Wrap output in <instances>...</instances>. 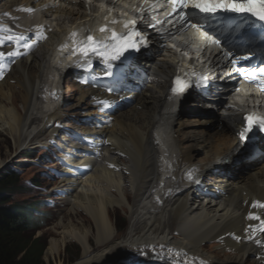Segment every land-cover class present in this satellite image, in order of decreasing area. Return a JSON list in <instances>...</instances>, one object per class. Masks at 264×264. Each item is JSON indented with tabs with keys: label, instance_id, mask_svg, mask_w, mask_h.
<instances>
[{
	"label": "bare ground",
	"instance_id": "bare-ground-1",
	"mask_svg": "<svg viewBox=\"0 0 264 264\" xmlns=\"http://www.w3.org/2000/svg\"><path fill=\"white\" fill-rule=\"evenodd\" d=\"M70 3L77 7L56 9L49 20L54 31L44 39L34 35L36 44L23 48L26 55L0 80V134L10 136L14 145L13 151L0 160V169L23 146L48 133L67 131L57 121L67 120L68 116L60 104L54 107L49 95L53 87L59 85L61 89V80L68 85L65 92L58 90L60 96L76 92L77 108L86 110L88 117L101 111V115L106 114L102 117L113 119L110 126L103 123L93 131L83 130L89 140V146L82 150L85 163L73 167H81L77 169L80 177L65 173L60 183L65 191L63 201L71 205L69 213L77 216L79 209L85 216L80 222L71 216L59 221V236L48 241L44 257H58L54 264H64L60 252L68 241L76 240L81 254L72 264H184L186 260L190 264H264V246L254 242H264V232L257 228L249 240L253 228L246 227L247 223L257 226V220L247 218L251 211L264 219V208L253 207V201L264 203V158L246 162L236 154L239 122L225 105V94L214 86L208 94L186 92L169 101L170 75L164 72L153 78L151 74L152 87L141 95L126 96L123 107L127 104L128 110L114 112L121 104L96 87L90 73L69 62L57 64L53 58L58 40L89 22L91 11H98L95 6H85L82 0ZM20 5L37 3L8 0L3 11L12 13ZM156 49L154 46L143 55L148 62L159 63L153 71L163 68V62L154 57ZM92 61L99 65L97 57ZM115 69L121 77V67ZM73 76L83 81L76 88L69 84ZM51 83L57 85L47 89ZM105 83L98 82L100 86ZM99 100L112 101L113 110H104L96 102ZM190 103L199 106L201 116H182ZM35 121L42 123L40 128ZM164 165L168 171L159 174ZM189 174L194 179H188ZM117 175L122 183L126 175L136 178L133 195L127 188L130 183L120 187ZM209 179L215 183L203 189L201 184H210ZM123 200L131 210V221L124 236L117 239L119 228L113 225L111 212L115 207H124ZM205 243L220 249L208 252Z\"/></svg>",
	"mask_w": 264,
	"mask_h": 264
},
{
	"label": "snow or ice",
	"instance_id": "snow-or-ice-1",
	"mask_svg": "<svg viewBox=\"0 0 264 264\" xmlns=\"http://www.w3.org/2000/svg\"><path fill=\"white\" fill-rule=\"evenodd\" d=\"M257 2L261 3V7L264 8V0H140V7H136V4L133 3L132 8L135 12L140 13L141 16L144 13L152 15L157 9H166L161 19L157 20L153 15L154 23L150 24L149 27L156 28L157 25H160L161 27L157 30L162 32V25L166 19L167 23L173 27L179 25V31L181 32L187 29L194 30V34L198 35L202 45H207L209 50L212 47L217 49V56L221 62H228L234 73L242 76L249 82L257 83L260 90L264 91V59L259 64L249 63L248 65H242L241 61H251L254 54H247L250 51L247 49L244 50V54H237L233 45L224 44L222 46L221 39H218L216 36V33L220 35L224 34V28L221 27L223 20L229 22L233 33L239 32L245 26L251 27L256 24L264 28V11L258 13L254 10ZM22 10L29 13L33 11L30 7ZM111 16V9H109L108 13L103 17L106 22L105 26L99 28V32L102 34L111 33V35H105L103 39L89 34L85 39L77 40V33L75 31L70 33V37L72 38V55L76 56L79 53V58L73 61L75 66L91 69L93 66L91 57L95 56L105 65L103 75L110 76L112 75L111 68L114 61L121 60L125 56V53L130 50L138 51L141 46H147V40L140 34L136 20L123 18L118 20L114 17L110 19ZM234 17H240V19L237 20ZM109 23L113 25L119 23L122 27L117 31L114 28H109L107 26ZM0 32L11 33L9 35H0V45H3L5 41L16 45V48L7 54L0 51V78H2L4 70L8 67L4 63L5 57L14 58L26 54L20 52L19 49L21 47L25 49L32 48L36 44V39H32L31 43H21L24 41V34L12 32L6 25H0ZM35 36L37 39L46 38L39 27ZM61 47L67 48L68 45L65 44ZM11 62H14V60ZM179 71L180 69L178 68ZM188 77L195 79H189ZM193 83L198 88L205 87L208 83V77L196 72L185 73L184 78L178 74L172 82L171 95L168 96L169 101L183 95ZM96 102L103 105V108L109 107L110 104L107 100ZM243 120L247 122V125L242 127L238 133L241 140L245 139L253 127L264 129V116L248 113L243 116ZM188 179L192 180L194 177L189 174ZM253 207L264 208V204L253 201ZM248 219L260 221L258 226L254 227L250 225L253 228V232L247 238L252 240L257 228L260 232H264V219H261L258 215H254L252 212H249ZM254 242L258 246H264V242L260 239H255ZM184 264H190V262L186 260ZM201 264H205V262H201Z\"/></svg>",
	"mask_w": 264,
	"mask_h": 264
},
{
	"label": "rangeland",
	"instance_id": "rangeland-1",
	"mask_svg": "<svg viewBox=\"0 0 264 264\" xmlns=\"http://www.w3.org/2000/svg\"><path fill=\"white\" fill-rule=\"evenodd\" d=\"M1 6L2 4L0 3V8ZM10 82L12 83L13 80H10ZM69 84L73 88L77 87V85L75 84V81L72 80V78L70 79ZM67 85H68V82L62 83V93L63 91L65 92V90H67L65 87ZM76 99H77L76 92H67L65 93L64 97L62 96V100L59 103L54 102L55 106H58L60 104L62 112L67 114L68 116L66 117L67 120H62V121L59 120L57 121V124L65 126L67 128V131H69V129H73L74 131H77V130L80 131V129L94 130L98 128L100 125L95 124L96 123L95 121H92L91 124L85 123L86 121L84 119L88 117L87 111L81 110L80 109L81 107L77 108ZM17 105L18 107H20V103H18ZM128 108L122 111H127ZM198 111H200L199 106L197 107V105H195L194 103H190L188 105V108L184 109L181 113L183 117L195 116V115H200ZM99 113L100 112H98L96 115H93V117H95V119L97 120L98 118H100L99 116H97ZM203 113L206 114L207 112H203ZM77 115H80V116H77ZM89 119L91 120V115L89 116ZM82 120H84V122ZM37 121H35V124H36L35 126L39 125V128H40L42 123L37 122ZM111 123H113V121L110 123H107L105 126H110ZM0 139H1L0 140V160H1V159H4L5 156L9 154V152L13 151L14 145H13L12 139L7 134H0ZM66 139L67 138L65 136V133L58 132V133H55L54 135L48 133L42 139L36 142H32V144L30 145L23 146L19 150L17 155H15V157L13 156L10 160H8L7 166L0 169V174L12 168H15V170H17V174H16V177H17L16 188L17 189L13 193L14 201L16 202L40 201V200H43V197L46 194L51 195V196H48V199H46V201L52 202L51 203L52 208L48 207L49 203L45 205L44 209L42 208V210H44L48 214V215H45V218H44V222L46 225L42 226V229L38 230L35 233L36 236L42 235L45 238L46 246L48 244V241L51 238H56L59 236L60 227L57 224L59 221H62V220L67 221V219H69L70 216L75 220V222L79 220L83 221L84 218L82 216H85L84 212H81V210L79 209L76 210V211H80V212H77L79 214L77 216H74L73 214L69 213L68 208L71 205L69 206L63 201L65 193L60 183V178H57L56 177L57 174L54 172H51V174L46 175L48 171H52V168L50 167H53L52 165L49 164L51 152L55 149V145L62 146L66 142ZM24 155H28V158H30L28 159L30 163H27L26 166H23V164H21L23 162ZM200 157H203V153ZM48 168H50V170H47ZM119 177L120 175L119 176L117 175L116 179L120 187L121 186L127 187L128 183H130L131 184V185L129 184L130 187L128 185L127 188L129 192L131 191L130 194L133 195L135 184H136V178L133 179L131 175H126L125 177H122V180L126 178L125 180L126 182L124 181L122 183V181L119 182L120 180ZM128 177L129 179H131V181H129ZM55 178H57V180ZM111 189H115V188L112 187ZM53 190L57 193L59 192L60 193L57 195H54V193L52 192ZM110 192L113 193L114 191L111 190ZM125 203L126 202H124L123 200L124 207L123 205L120 206L121 208L119 206L115 207V210L111 212L113 213L112 215L113 225L114 226L117 225L119 228L118 235L116 237L117 239H119L121 236H124V234L127 232V226L130 224V221H131L130 216H129L131 210L127 207ZM112 234H113V231H112ZM91 242L92 244H95L93 240H91ZM204 248L208 252H215L217 249H220V247L216 248L215 246H212L209 243H205ZM80 254H81V245L79 244V242L76 240H70L62 248L59 257L63 259L64 264H72L80 258ZM74 255H76V259L72 261L73 259L72 257ZM42 257L46 264H54L56 261H58V257H54V258L50 257L49 259H46L44 257V253ZM246 264H252V263L247 261Z\"/></svg>",
	"mask_w": 264,
	"mask_h": 264
},
{
	"label": "trees",
	"instance_id": "trees-1",
	"mask_svg": "<svg viewBox=\"0 0 264 264\" xmlns=\"http://www.w3.org/2000/svg\"><path fill=\"white\" fill-rule=\"evenodd\" d=\"M16 174L15 168L0 174V264H46L42 257L46 240L35 235L46 225L44 218L48 214L42 210L45 200L14 201ZM72 258L75 260L76 255Z\"/></svg>",
	"mask_w": 264,
	"mask_h": 264
}]
</instances>
